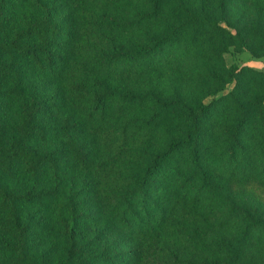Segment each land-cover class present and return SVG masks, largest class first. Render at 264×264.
<instances>
[{"label": "trees", "instance_id": "obj_1", "mask_svg": "<svg viewBox=\"0 0 264 264\" xmlns=\"http://www.w3.org/2000/svg\"><path fill=\"white\" fill-rule=\"evenodd\" d=\"M230 52L264 58V0H0V264H264Z\"/></svg>", "mask_w": 264, "mask_h": 264}, {"label": "rangeland", "instance_id": "obj_2", "mask_svg": "<svg viewBox=\"0 0 264 264\" xmlns=\"http://www.w3.org/2000/svg\"><path fill=\"white\" fill-rule=\"evenodd\" d=\"M225 60L227 64L236 63L238 66L247 65L264 71V58L256 60L252 58L248 53H234L230 52L225 54ZM231 86H229L230 88Z\"/></svg>", "mask_w": 264, "mask_h": 264}]
</instances>
